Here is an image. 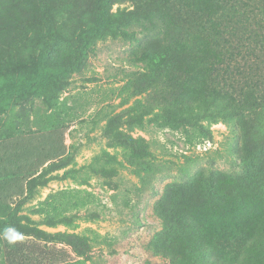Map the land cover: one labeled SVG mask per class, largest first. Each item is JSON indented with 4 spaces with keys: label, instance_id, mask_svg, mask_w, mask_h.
I'll use <instances>...</instances> for the list:
<instances>
[{
    "label": "rangeland",
    "instance_id": "rangeland-1",
    "mask_svg": "<svg viewBox=\"0 0 264 264\" xmlns=\"http://www.w3.org/2000/svg\"><path fill=\"white\" fill-rule=\"evenodd\" d=\"M138 1L115 0L111 13L120 25L127 19L119 10L134 9ZM141 1L145 8L151 4L147 11L153 12L158 0ZM262 1L241 12L229 9L216 38L231 39L232 60L214 45L199 49L203 12L216 4L171 0L191 21L181 26L186 50L172 47L170 28L160 30L145 21L129 27L137 31L136 40L120 34L92 37L85 61L73 65L84 33L96 26L95 0H0V179L7 183L15 176L35 177L46 149L67 157L65 167L36 181L33 196L11 198V206L0 213V221H37L52 233L50 240L18 233L7 224L0 234V264L76 259L70 246L55 243L56 232L99 233L92 254L102 264H169L167 236L187 227L185 217L199 226L216 225L260 206L255 203L264 204ZM238 21H248L247 27ZM220 56L234 75L241 73L235 88L253 90L262 99L234 140L225 122L212 123V137L207 138L215 140L216 148L200 150L196 145L205 138L151 121L133 131L123 126L136 145L142 144L144 154L127 155L112 146L103 131L109 116L137 99L163 106L205 93L204 69ZM232 143L236 156L229 153ZM47 201L52 208L46 209ZM49 216L58 223H43ZM193 235L200 236L199 231ZM175 237L178 244L183 240Z\"/></svg>",
    "mask_w": 264,
    "mask_h": 264
},
{
    "label": "trees",
    "instance_id": "trees-1",
    "mask_svg": "<svg viewBox=\"0 0 264 264\" xmlns=\"http://www.w3.org/2000/svg\"><path fill=\"white\" fill-rule=\"evenodd\" d=\"M203 1L211 5L216 4V7L213 6V9L203 12L207 13L202 15L200 22V30L203 36L199 49L203 51L208 44H211L220 48L223 53L225 51L228 54L227 57L232 60L234 47L232 42H229L231 39L225 38L218 41L216 37L223 33L225 27L223 22L228 20L226 17L230 14L229 9H233L235 12L240 11V8L245 6L247 8L249 3L252 5L255 3L253 1L256 0ZM43 2L44 4L47 3L46 0H43ZM114 2L115 0H95L96 26L91 29L92 31L84 33L85 43L77 50L73 65L85 61L89 49V39L92 37L104 34H120L126 39L136 40L138 39L137 31H131L129 27L134 23L141 24L145 21H149L155 28H160V30L164 26L170 28V36L174 41L172 47H175L177 51L187 49L180 37L185 33L184 28L181 29L182 23L188 19L185 20L180 14L182 10L180 12L174 9L171 0L155 1L153 12L152 10L147 11L151 4L145 8L147 4L141 0L135 4L134 9H120L118 13L127 19L123 25H120L114 18L116 14L111 13ZM240 2L243 4L241 5ZM243 10L242 13L245 12ZM249 17L251 16H248L247 19ZM252 17L254 16L252 15ZM238 22H240L241 27L246 28V25H248V21ZM259 35L264 37L262 33ZM211 40L214 42H211ZM248 48H250V45L246 47V49ZM141 59L148 60L146 57ZM225 60L224 57L220 56L218 60L212 61L210 65L209 62L206 63L208 66L204 69V75L202 76V83L206 85V91L201 94L198 93L200 88H195V92L198 94L193 99H186L179 104L168 103L163 106L137 99L120 112L109 116L103 131L112 146L121 147L127 155L144 154L142 144L136 145L138 141L131 133L125 131L123 126L126 125L130 131H133L136 128L144 129L146 124L151 121L161 126L183 129L189 135V132L193 133L194 138L205 139L212 137L211 124L223 121L230 128V139L234 140V135L242 130L243 121L262 99L260 96L253 95V90L244 91L242 89L239 91L235 88L236 76H240L241 73L234 75L231 67L225 66L226 63H222ZM36 82L42 84L47 81L37 80ZM2 104L3 102L0 101V109L3 108ZM229 149V153H232V155L236 156L238 154L235 152L233 143ZM43 155L45 158L41 161L38 169L40 173L35 177H32L34 174H31L32 178L25 180L22 179V176H15L7 183L0 179V213L5 212L6 208L11 206L9 202L11 198L16 196L18 198L22 196L29 198L33 196L37 185L36 181H40L39 178L52 170L67 165V157H62L63 154H60L57 150L49 152L46 149L42 151ZM57 157H60L59 161H56ZM69 172L70 170H67L63 176H67ZM46 182L47 180H44L43 184ZM260 191V194L264 197V190L260 189ZM255 204L260 206L251 207L250 211L239 213L237 216L216 225L199 226L190 218L185 217L187 227L183 230L177 228L179 231L172 232L171 236H167L169 242L166 245L165 253L170 258L169 264H264V204ZM44 206H48L46 209H49L53 207V204L47 201ZM60 221L65 222L67 220L62 219ZM43 223L52 226L58 222L54 216H49ZM7 224L12 225V228L18 233L34 236L43 241H49L48 236L52 234L40 228L37 221L20 224L13 217H10L9 220L0 221V234ZM195 231H199L200 236H194ZM176 235L183 237L179 244L175 240ZM54 237L56 238V244L64 243L70 246L76 256V259L65 264H102L92 254L94 244L100 242L101 235L99 233H96L94 237H89L78 233L56 232L52 238Z\"/></svg>",
    "mask_w": 264,
    "mask_h": 264
},
{
    "label": "built area",
    "instance_id": "built-area-1",
    "mask_svg": "<svg viewBox=\"0 0 264 264\" xmlns=\"http://www.w3.org/2000/svg\"><path fill=\"white\" fill-rule=\"evenodd\" d=\"M215 145H216L215 140L210 138V139H204L203 141L198 142L196 146L200 150H202V149L209 150L211 148H214Z\"/></svg>",
    "mask_w": 264,
    "mask_h": 264
}]
</instances>
